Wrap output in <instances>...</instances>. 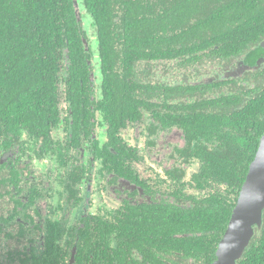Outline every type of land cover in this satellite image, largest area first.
Here are the masks:
<instances>
[{
    "label": "flooded vegetation",
    "instance_id": "1",
    "mask_svg": "<svg viewBox=\"0 0 264 264\" xmlns=\"http://www.w3.org/2000/svg\"><path fill=\"white\" fill-rule=\"evenodd\" d=\"M81 16V73L58 52L53 104L0 121V264H213L225 230L209 211L231 216L264 133V35L193 49L150 26L107 78ZM241 262L264 264V210Z\"/></svg>",
    "mask_w": 264,
    "mask_h": 264
},
{
    "label": "trees",
    "instance_id": "2",
    "mask_svg": "<svg viewBox=\"0 0 264 264\" xmlns=\"http://www.w3.org/2000/svg\"><path fill=\"white\" fill-rule=\"evenodd\" d=\"M80 5L99 27L102 74L107 78L124 69L133 51L143 49L136 44L157 39L159 31L150 26L169 27L174 39L179 33H183L179 39L189 34L193 49L202 43L229 44L247 33L256 39L264 35V0H80ZM83 17H78L73 0H0V121L4 127L20 118L35 121L41 105L53 104L55 93L43 89H55L58 52L63 55L67 49L75 66L69 73H81ZM121 40L124 58L108 60L111 41L123 45ZM232 206L221 204L209 211L221 233Z\"/></svg>",
    "mask_w": 264,
    "mask_h": 264
},
{
    "label": "water",
    "instance_id": "3",
    "mask_svg": "<svg viewBox=\"0 0 264 264\" xmlns=\"http://www.w3.org/2000/svg\"><path fill=\"white\" fill-rule=\"evenodd\" d=\"M78 17L81 16L80 0H73ZM264 48V40L260 44ZM264 60V57H263ZM264 210V133L255 158L241 186L225 232L218 244L213 264H237L255 233L260 230Z\"/></svg>",
    "mask_w": 264,
    "mask_h": 264
},
{
    "label": "rangeland",
    "instance_id": "4",
    "mask_svg": "<svg viewBox=\"0 0 264 264\" xmlns=\"http://www.w3.org/2000/svg\"><path fill=\"white\" fill-rule=\"evenodd\" d=\"M161 13H162V12H161ZM85 24H86V26H87L88 22H86Z\"/></svg>",
    "mask_w": 264,
    "mask_h": 264
}]
</instances>
